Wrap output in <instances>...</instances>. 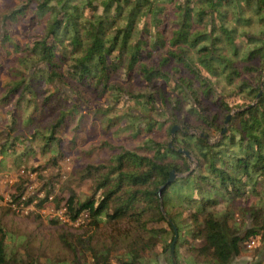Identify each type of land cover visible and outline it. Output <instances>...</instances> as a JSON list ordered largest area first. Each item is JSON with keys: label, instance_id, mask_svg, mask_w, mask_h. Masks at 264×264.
Listing matches in <instances>:
<instances>
[{"label": "trees", "instance_id": "obj_1", "mask_svg": "<svg viewBox=\"0 0 264 264\" xmlns=\"http://www.w3.org/2000/svg\"><path fill=\"white\" fill-rule=\"evenodd\" d=\"M4 69L0 123L49 120L26 143L3 139L0 165L20 168L35 146L54 162L60 132L70 127L75 146L88 118L136 142L80 168L89 194L56 199L69 221L88 215L82 235H58L70 264L84 253L88 264H146L158 244L170 255L168 218L177 260L180 245L193 249L185 264H236L264 242V0H0ZM9 197L20 211L36 198L20 184ZM10 237L0 214V264H37Z\"/></svg>", "mask_w": 264, "mask_h": 264}, {"label": "rangeland", "instance_id": "obj_2", "mask_svg": "<svg viewBox=\"0 0 264 264\" xmlns=\"http://www.w3.org/2000/svg\"><path fill=\"white\" fill-rule=\"evenodd\" d=\"M20 39L22 40L21 37ZM2 62L5 66L10 64L9 59H2ZM6 81L8 82V75L6 69H4L0 73V87L5 85ZM133 87L140 89V84L133 83ZM124 99H126V96ZM107 102L103 98L97 100V103ZM2 112L3 109L0 108V113ZM114 112L117 116L119 115V112ZM48 120L47 115L43 114L34 117L33 122L28 125L27 123L24 124L19 118L18 123L11 130L9 129L10 122H1L0 144L3 139H12L18 135L23 137L25 139L24 143H26L32 129L36 127L44 129ZM124 123L123 119L116 120L117 126ZM104 127L105 123L103 121L88 118L84 126L76 130L82 142L75 146L69 144L72 140V133L75 132H72L70 127L64 129L59 134L63 137L60 144L62 157L59 158L56 155L54 162L49 158L51 153L48 151L42 153L41 150L39 151V146L37 148L35 146L36 150L33 154L27 153V159L23 161L20 168L14 165L11 158L3 160L2 165H0V214L2 224L9 230L11 236L8 247L26 245L24 247L26 252L34 258H38L37 264H70L73 255L62 246L58 235L62 231L82 235L81 233L84 230L80 226L86 225L87 219L80 223L59 222L53 224L50 219H57L52 212V209L57 210L54 206L56 199H60V205H62L64 199L70 193H74L78 197L89 194L91 183L89 180H81L80 168L87 163L106 161L112 152H118L122 148H130V145L136 143L122 136V133L116 131L115 127L108 129L103 134ZM192 131L196 132L195 130ZM35 138V140L32 139L35 144L42 143L39 137L36 136ZM18 147L21 148V146ZM18 184L24 188L27 197L31 195L36 197L30 204L24 205L26 212L15 210L12 206L15 203L10 202L9 196ZM45 198L46 200L42 202ZM7 207L10 211L5 212ZM219 208L221 209L223 206H219ZM73 239L83 241L85 238L77 236ZM258 243L257 246L254 245L253 248H248L245 253L234 258V263L254 264L259 260L264 254V242ZM119 247L122 249L121 245ZM164 248L165 246L158 244L155 248L157 255L150 254L146 264H172L168 248ZM178 253L179 257L178 260L176 258V262L180 264H185L188 261L187 259L192 258L194 254L193 249L189 248L187 244L180 245ZM83 261L88 264L85 253L84 259H81V262Z\"/></svg>", "mask_w": 264, "mask_h": 264}, {"label": "water", "instance_id": "obj_3", "mask_svg": "<svg viewBox=\"0 0 264 264\" xmlns=\"http://www.w3.org/2000/svg\"><path fill=\"white\" fill-rule=\"evenodd\" d=\"M263 84V80L261 81V85ZM260 93V92H259ZM231 113H229L228 115H226V118L224 120V123L226 124L229 120V118L231 117ZM179 129V126L178 125H174L171 130H170V139L168 141V145L169 146H172V142H173V139H174V136H175V132ZM202 135V134H201ZM178 151L182 152L185 156L187 157H190L188 151L186 150H183L181 148L178 149ZM177 176V174L174 172V170H171L169 172V176H168V179H167V182H171L174 180V178ZM168 222L171 224L173 230H174V237H173V240L172 242L170 243V246H169V251H170V255H171V261H172V264H177L176 262V257H175V250H174V246H175V242H176V239H177V231H176V227L175 225L172 223L171 219L168 218Z\"/></svg>", "mask_w": 264, "mask_h": 264}, {"label": "built area", "instance_id": "obj_4", "mask_svg": "<svg viewBox=\"0 0 264 264\" xmlns=\"http://www.w3.org/2000/svg\"><path fill=\"white\" fill-rule=\"evenodd\" d=\"M64 208H60V209H52L53 212V216L57 217L59 220H61L62 222H71L68 220V218L65 216L64 214ZM23 212H26V209H23ZM87 213H81L79 217L76 218V220L72 221L73 223H80L82 222L84 219H87ZM252 245V242L250 244H248V247H250Z\"/></svg>", "mask_w": 264, "mask_h": 264}]
</instances>
